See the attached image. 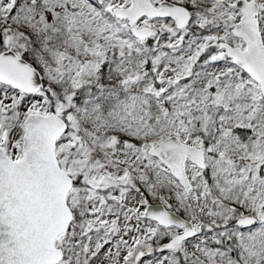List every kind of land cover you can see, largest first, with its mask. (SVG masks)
Returning a JSON list of instances; mask_svg holds the SVG:
<instances>
[{"label": "snow or ice", "instance_id": "1", "mask_svg": "<svg viewBox=\"0 0 264 264\" xmlns=\"http://www.w3.org/2000/svg\"><path fill=\"white\" fill-rule=\"evenodd\" d=\"M0 264H264V0H0Z\"/></svg>", "mask_w": 264, "mask_h": 264}]
</instances>
